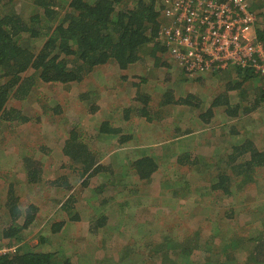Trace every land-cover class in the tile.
Instances as JSON below:
<instances>
[{
	"label": "rangeland",
	"instance_id": "obj_1",
	"mask_svg": "<svg viewBox=\"0 0 264 264\" xmlns=\"http://www.w3.org/2000/svg\"><path fill=\"white\" fill-rule=\"evenodd\" d=\"M22 1L16 6L18 12L32 14L34 7ZM249 1L253 2L251 7L255 11L262 12L258 7L264 5V0ZM162 58L167 66L157 68L153 67V58L146 53L136 67L124 71L109 63L96 69L82 88L37 81L27 100L21 103L13 100L6 105L7 109H19L28 120L23 123L0 120V198L3 200L9 184H17L15 191L20 205L21 202H34L42 207L41 223L30 229L24 243L35 246L34 234L45 231L44 220L56 213L67 196L73 195L77 200L75 208L86 210L89 218L101 216L99 204L102 203H106L103 214L106 211L108 217V226L96 232L94 223L84 220L81 215V221L67 223L55 236L57 239L52 240L70 255L74 264L80 260L82 264H140L143 261L145 264H171L179 246L193 249L194 244H210L213 250L210 253L216 254L214 259L222 254L220 257L225 264L246 262L236 249L224 252V248L236 239L247 240L249 234H264V231L260 232L264 226L255 218L253 220L254 214H251L259 209L257 204L264 203L263 169L253 176L256 181L247 185L239 200V206H243L241 212L246 214L236 218V211L240 210L236 199L218 191L220 198L216 202L206 193L210 185L205 172L198 174L179 166H169L166 170L161 169L149 182H141L127 166L141 150L156 148L180 135L191 152L203 156L210 164L223 165L226 158H222L231 153L233 141L230 138L236 132L249 137L256 146L264 147V107L225 123L219 122L222 111L216 112L217 121L202 124L199 114L222 91L232 78L231 74L187 77L169 57ZM196 78L201 80L195 81ZM172 84L178 93L181 92L178 88L186 94L195 93L201 106L197 109L180 105L158 108L164 88ZM245 86L252 91L257 84L248 82ZM138 91L150 96L151 114L161 113L149 124L133 112L139 106L135 101ZM232 96L233 103L250 102L246 92ZM102 124L119 132L107 137L98 132ZM70 132L79 135L87 151L98 161L97 165L120 172L125 178L114 176L111 184L107 175H98V178L89 179L90 185L84 188L82 183L87 176L81 179L68 168V159L62 151ZM185 133L189 134L185 136ZM125 136L129 139H123ZM34 167H39L42 175L28 190L18 182L24 177L27 179L24 176L27 169ZM58 172L65 173V177H57ZM62 178L69 180L68 187L67 180ZM101 179L106 182L101 183ZM101 185L102 193L97 197L96 188ZM125 202L129 203L128 208L114 217L115 210ZM231 210H234L233 219L228 217ZM4 215L5 211L0 209V217ZM171 238L179 245L168 247L164 254L162 244L169 243ZM192 254L200 256L195 251Z\"/></svg>",
	"mask_w": 264,
	"mask_h": 264
},
{
	"label": "trees",
	"instance_id": "obj_2",
	"mask_svg": "<svg viewBox=\"0 0 264 264\" xmlns=\"http://www.w3.org/2000/svg\"><path fill=\"white\" fill-rule=\"evenodd\" d=\"M20 1L0 0V120L3 122L23 123L28 120L19 109H7L6 105L13 100L16 103L27 100L37 81L82 88L96 69L111 63L118 70L124 71L136 67L143 61L145 53L153 58V67L167 66L162 57L168 55L157 39L160 14L166 0H24L22 2L30 3L34 7L30 15L18 12L16 6ZM247 3L251 5L253 2L247 0ZM258 9H262V12L259 10L254 12L257 20L256 34L258 40L264 44V5H260ZM227 72L232 78L199 114L198 118L202 124L217 121L216 112L222 111V119L219 122L225 123L264 107L263 76L248 69ZM223 73H211L209 76L211 78ZM167 80L172 83L169 78ZM199 80L201 78L195 79ZM248 82L257 84L256 88L252 91L247 89L245 85ZM178 90L181 92L178 93L173 84L164 88L158 100V108L180 105L197 109L201 106V100L195 93L186 94L180 88ZM244 92L249 95V104L232 102V95L241 96ZM150 100L149 95L137 92L135 101L139 106L133 112L146 124L161 115L150 113ZM103 125L99 127L98 132L107 137L119 132ZM185 134L187 136L189 133ZM180 137L159 144L156 148L141 150L130 160L127 167L141 182H149L161 169L166 170L169 166H179L198 174L205 172L210 185L206 190L209 197L215 198L217 202L220 198L218 191H221L226 197L236 199V205L239 206V203L241 204L239 200L247 185L250 186V183L256 181L253 176L260 169L264 170V147L256 146L249 137L240 136V133L236 132L230 138L233 141L231 153L222 158L223 160L226 158V163L223 165L218 163L222 166L218 164L216 166L205 161L203 156L191 152ZM123 139L129 138L125 136ZM62 151L68 159L69 163H66L68 168L78 173L81 179L87 176L82 183L84 188L90 185L89 179L98 178V175H107L111 184L114 176L125 178L120 172L97 165L98 161L90 155L75 132H70ZM212 168L217 170L212 171ZM40 173L39 167L28 168L24 175L27 179L24 177L18 183L31 190L30 187L39 182V176L42 175ZM59 176L65 177V173L58 172L57 177ZM62 179L67 180L65 184L68 187L69 180ZM105 182L101 179V183ZM15 189L17 184H9L3 200L0 198V209L5 211L4 217H0V249L15 247L14 252L0 254V264H74L70 255L55 243L57 239L55 236L60 230L69 222L73 224L81 221V215L84 220L94 223L96 232L107 225L106 211L103 214L106 203L99 204L102 209L101 216H92V219L86 210L75 208L77 200L73 195H69L56 213L44 220L46 222L43 224L46 228L44 232L47 235L41 231L34 234L37 241L32 247L24 241L30 229L41 223L39 215L42 207L34 202H21L20 205ZM96 190L95 194L98 197L102 193V185ZM257 205L259 209H255L256 215L251 214H254L253 220L255 218L259 225L264 226V203ZM128 206V202L123 203L115 210L113 216L117 217L119 211ZM239 208L240 210L236 211V218L246 214L244 211L241 212L242 205ZM233 211L231 210L228 216L230 219H233ZM65 212L67 216L63 217ZM262 231L264 227L260 230ZM249 236L247 240L236 239L235 243L226 245L224 252L236 249V252L246 259L245 263L240 264H264V234ZM53 239L55 240L52 241ZM168 242L162 244L161 251L164 254L168 247L179 245L172 238ZM179 248L178 251H174L175 260L171 264H225L220 257L222 254L214 259L216 254H212L210 244L203 246L194 244L193 249L182 246ZM193 251L196 254L200 253V256H193ZM223 255L225 256L224 253ZM78 264H82L81 260Z\"/></svg>",
	"mask_w": 264,
	"mask_h": 264
},
{
	"label": "built area",
	"instance_id": "obj_3",
	"mask_svg": "<svg viewBox=\"0 0 264 264\" xmlns=\"http://www.w3.org/2000/svg\"><path fill=\"white\" fill-rule=\"evenodd\" d=\"M247 0H166L157 39L187 77L248 69L264 77V44ZM2 248L0 254L14 252Z\"/></svg>",
	"mask_w": 264,
	"mask_h": 264
},
{
	"label": "crops",
	"instance_id": "obj_4",
	"mask_svg": "<svg viewBox=\"0 0 264 264\" xmlns=\"http://www.w3.org/2000/svg\"><path fill=\"white\" fill-rule=\"evenodd\" d=\"M250 8L252 9L253 12H256V11L251 7V5H250ZM245 116H246V115H245Z\"/></svg>",
	"mask_w": 264,
	"mask_h": 264
}]
</instances>
